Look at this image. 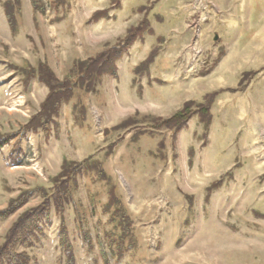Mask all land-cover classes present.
<instances>
[{
  "label": "rangeland",
  "instance_id": "1",
  "mask_svg": "<svg viewBox=\"0 0 264 264\" xmlns=\"http://www.w3.org/2000/svg\"><path fill=\"white\" fill-rule=\"evenodd\" d=\"M8 1L0 0L3 135L20 133L49 93L35 80L27 86L21 69L46 64L63 81L77 60L116 47L131 29L145 33L118 62L117 79L104 77L95 93L62 107L50 136L0 151V211L50 188L64 160L88 161L93 172L79 178L66 215L76 264H106L98 242L115 230L104 211L111 194L133 225L122 259L106 249L109 264H264V0H42L43 15L19 0L14 28ZM101 11L109 19L89 24ZM212 94L208 131L197 114L179 132L152 133L156 123L144 121L170 119ZM26 203L0 224V245L42 199ZM59 225L53 217L45 227L48 239L31 252L36 264H65Z\"/></svg>",
  "mask_w": 264,
  "mask_h": 264
},
{
  "label": "trees",
  "instance_id": "2",
  "mask_svg": "<svg viewBox=\"0 0 264 264\" xmlns=\"http://www.w3.org/2000/svg\"><path fill=\"white\" fill-rule=\"evenodd\" d=\"M65 1H54L55 7L62 6ZM30 5L33 14H45L46 8L42 0H31ZM20 6L19 0H11L3 4L5 15L10 27L16 25L15 15L16 7ZM18 14V13H17ZM109 19L108 11L97 12L91 18L89 24H97L102 20ZM143 27L131 29L127 37L121 40L116 47H107L100 51L94 58L87 61L77 60L74 63L70 73L63 81L56 78L52 70L46 64H40L38 69L23 68L24 81L27 86L33 80L45 86L49 93L45 101L39 107V111L27 121L28 123L22 128L20 133L0 134V151L9 146L12 141L18 138L19 143L27 139L29 135L42 134L50 136L52 126L60 118L62 107L67 106L73 99L81 94H91L97 91L104 77L118 78V62L127 54L129 49L136 43L139 36L144 35ZM16 31V29H15ZM108 46V45H107ZM150 57L137 69L136 73H145L153 63ZM245 77V76H244ZM245 80V79H244ZM243 87V86H241ZM216 94L205 97V103H188L185 108L173 115L167 120L149 119L144 121H154L156 124L151 126L152 133L165 130L179 132L184 129L192 117L197 114L200 117L202 125L206 131L209 130L212 123L211 106ZM85 110V109H83ZM84 112H80L81 117L76 120H84ZM129 126L128 122L124 123L119 129H125ZM14 146V150L15 151ZM12 151V152H13ZM88 162V161H87ZM86 161L75 163L64 160L61 173L55 178H51L50 188L37 187L28 192H24L19 198L10 201L7 209L0 211V224L7 222L13 214L26 205L29 199L40 197L41 206L28 211L24 214L8 231L4 238V243L0 245V264H36L37 257L31 252L34 248L43 247L45 240L48 239L45 233V227L49 225L52 218L59 221V246L62 251L65 264H76V257L73 243L70 239L66 215L69 207L74 202L75 194L79 190V178L90 175L93 168L88 166ZM99 177H104L103 170L94 169ZM112 198L105 207V214L110 215L111 223L115 224V230L106 232L103 236L106 245L99 239V248L106 264H109V255L106 249L110 250L111 257L118 260L123 258L126 250V241L131 236L132 221L126 210L116 198ZM115 208V211L110 213ZM117 223V227H116ZM118 229V230H116ZM83 241L88 247L92 248L91 238L86 230L79 228Z\"/></svg>",
  "mask_w": 264,
  "mask_h": 264
},
{
  "label": "water",
  "instance_id": "3",
  "mask_svg": "<svg viewBox=\"0 0 264 264\" xmlns=\"http://www.w3.org/2000/svg\"><path fill=\"white\" fill-rule=\"evenodd\" d=\"M218 40V37H216V41Z\"/></svg>",
  "mask_w": 264,
  "mask_h": 264
}]
</instances>
